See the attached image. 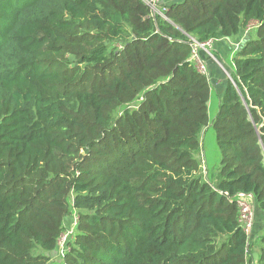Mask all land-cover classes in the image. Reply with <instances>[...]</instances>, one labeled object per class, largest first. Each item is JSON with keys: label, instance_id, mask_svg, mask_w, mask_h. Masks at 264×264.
<instances>
[{"label": "trees", "instance_id": "trees-1", "mask_svg": "<svg viewBox=\"0 0 264 264\" xmlns=\"http://www.w3.org/2000/svg\"><path fill=\"white\" fill-rule=\"evenodd\" d=\"M148 1L0 0V264H53L73 214L58 264H264V0ZM251 22L209 119L192 43Z\"/></svg>", "mask_w": 264, "mask_h": 264}, {"label": "rangeland", "instance_id": "rangeland-1", "mask_svg": "<svg viewBox=\"0 0 264 264\" xmlns=\"http://www.w3.org/2000/svg\"><path fill=\"white\" fill-rule=\"evenodd\" d=\"M155 3H156V1L154 0V2L151 5V6H154V7H152L153 10H156L155 9V6H156ZM156 8H157V6H156ZM254 27H255V24L253 22H251L245 29H243L241 31V36H239L240 38L236 41L240 42L241 38L243 39L246 36H249L251 34L253 35L254 30H255ZM213 43H214V40H210L206 43H203L204 44L203 47L198 46V45L196 47H193V56H192L191 61L194 64V66L195 65L199 66L198 63L196 62V57H195V55H197L205 63V65H204V66H206L205 67V74H207V78H209V72H208L206 62H213L215 67H216V71L218 70V73H221V74L225 73L227 78L230 79L229 69H230L231 65L230 64L228 66L225 64L222 66L218 65V63L216 62L217 60L212 57L213 54H214V56L217 55L210 48L211 44H213ZM232 43H235V41H233ZM228 44H231V42ZM236 44H238V43H236ZM121 45H122V41L116 42V46L120 47ZM201 52H202V55H201ZM228 74H229V76H228ZM217 107H218V102L216 101L214 92H212L211 104L209 105L208 111H207L209 119H211L215 115V113L217 111ZM199 139H200L199 160L201 161V165L203 168L204 175L210 179V178H212V176H214L216 174L217 169H218L219 164H220V153L216 147L215 132H214V129L212 128V126L208 125L205 129H202L200 132V135H199ZM253 216H254V218H253V220H254V222H253L254 228L253 229L254 230L249 235L250 239H252L254 237V234H256L258 230H260L262 227H264L263 216L261 215V213L258 212V209L255 206H254V210H253ZM75 220H76V215L73 214L71 220L66 221L64 232L62 233V235L59 239L58 249L61 252L58 255H55V253L52 254V260H54V261H51V262L53 264H58L57 260H60L59 259L60 254L62 253V250H64V248H65V243L67 242V239L70 235L69 231H72L73 225L75 224Z\"/></svg>", "mask_w": 264, "mask_h": 264}, {"label": "crops", "instance_id": "crops-1", "mask_svg": "<svg viewBox=\"0 0 264 264\" xmlns=\"http://www.w3.org/2000/svg\"><path fill=\"white\" fill-rule=\"evenodd\" d=\"M174 1H178V0H163L164 3H169V2H174ZM239 36H241V34ZM239 36L236 38H231V39H213L214 43L211 44L210 48L212 51L215 52V54H217L215 56L213 54L212 57L217 60L216 62L218 63V65L222 66L225 64L228 66L229 64H231V57L233 55L234 50L236 49L238 45L236 44L237 43L236 40L240 38ZM233 41H235V43H232ZM230 42L231 44H228ZM201 55H202V52H201ZM206 63H207V68L209 72L208 79L211 83L210 96L208 100V107H209V105L211 104L212 92H214L216 101L219 102V98L223 93V90H224V87L226 85L228 78L225 73L221 74V73H218V70L216 71V67L213 62H206Z\"/></svg>", "mask_w": 264, "mask_h": 264}, {"label": "built area", "instance_id": "built-area-1", "mask_svg": "<svg viewBox=\"0 0 264 264\" xmlns=\"http://www.w3.org/2000/svg\"><path fill=\"white\" fill-rule=\"evenodd\" d=\"M153 2H154V0H150L147 3L152 5ZM152 7H154V6H152ZM160 14L162 15L161 12H160ZM197 45L203 47L204 44L193 41L190 59H192V56H193V47H196ZM195 57H196V62L199 65V66L195 65L197 70L207 77V74H205V67H206V66H204L205 63L197 55H195ZM236 203L240 209L238 221L241 224L244 231L246 232V234L249 235L251 230H252L253 222H254V220H253V218H254L253 210H254V206H255L254 198L251 194L238 193ZM70 233H71V231H69V234Z\"/></svg>", "mask_w": 264, "mask_h": 264}, {"label": "water", "instance_id": "water-1", "mask_svg": "<svg viewBox=\"0 0 264 264\" xmlns=\"http://www.w3.org/2000/svg\"><path fill=\"white\" fill-rule=\"evenodd\" d=\"M162 2H163V0H160V3H162ZM228 76H229V74H228ZM256 258H257V254H256V252H254L253 253V259L256 260Z\"/></svg>", "mask_w": 264, "mask_h": 264}]
</instances>
